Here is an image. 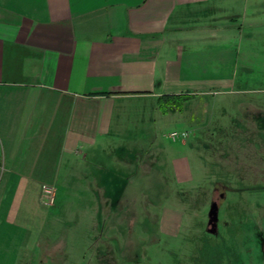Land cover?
Returning a JSON list of instances; mask_svg holds the SVG:
<instances>
[{"label": "crops", "instance_id": "obj_1", "mask_svg": "<svg viewBox=\"0 0 264 264\" xmlns=\"http://www.w3.org/2000/svg\"><path fill=\"white\" fill-rule=\"evenodd\" d=\"M248 4L0 0V264H42L45 244L70 226L65 202L88 185L73 164L97 167L106 193L113 176L104 167L150 153L179 176L199 164L189 120L201 97L264 137V2L253 1L251 17ZM181 94L194 97L162 113L158 98ZM167 122L183 128L161 131ZM44 184L56 189L54 205L42 203Z\"/></svg>", "mask_w": 264, "mask_h": 264}, {"label": "rangeland", "instance_id": "obj_2", "mask_svg": "<svg viewBox=\"0 0 264 264\" xmlns=\"http://www.w3.org/2000/svg\"><path fill=\"white\" fill-rule=\"evenodd\" d=\"M212 101L201 97L194 105L189 122L198 125L193 127L200 133V163L183 168L180 176L172 164H155L150 153L135 158L137 164L104 167L115 188L106 193L107 179L97 167L87 164L86 171L73 164L88 184L86 193L65 202L70 226L53 244L44 243L42 264H58L69 255L86 257L85 264H264V137L249 131L253 121L240 123L237 113L213 111ZM182 128L167 122L160 130ZM240 129L247 132L241 135ZM69 240L71 249L65 248Z\"/></svg>", "mask_w": 264, "mask_h": 264}, {"label": "trees", "instance_id": "obj_3", "mask_svg": "<svg viewBox=\"0 0 264 264\" xmlns=\"http://www.w3.org/2000/svg\"><path fill=\"white\" fill-rule=\"evenodd\" d=\"M193 97L194 96L192 94L160 96L158 98L159 109L162 113H168L170 107L182 110L184 103L191 100Z\"/></svg>", "mask_w": 264, "mask_h": 264}, {"label": "built area", "instance_id": "obj_4", "mask_svg": "<svg viewBox=\"0 0 264 264\" xmlns=\"http://www.w3.org/2000/svg\"><path fill=\"white\" fill-rule=\"evenodd\" d=\"M41 200L46 205H53L56 202V189L54 186L42 185Z\"/></svg>", "mask_w": 264, "mask_h": 264}]
</instances>
